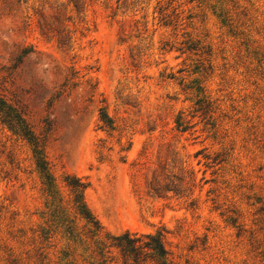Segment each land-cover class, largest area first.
Masks as SVG:
<instances>
[{
  "label": "rangeland",
  "instance_id": "374dc122",
  "mask_svg": "<svg viewBox=\"0 0 264 264\" xmlns=\"http://www.w3.org/2000/svg\"><path fill=\"white\" fill-rule=\"evenodd\" d=\"M0 88L106 233L264 264V0H0ZM31 150L0 125V264H55Z\"/></svg>",
  "mask_w": 264,
  "mask_h": 264
},
{
  "label": "trees",
  "instance_id": "16d2710c",
  "mask_svg": "<svg viewBox=\"0 0 264 264\" xmlns=\"http://www.w3.org/2000/svg\"><path fill=\"white\" fill-rule=\"evenodd\" d=\"M52 18L58 23L57 18ZM45 24L52 25L50 22ZM205 103L201 100L197 102L196 111L201 112V116L207 113L209 105ZM99 122L101 130H114V123L105 108L99 109ZM176 123L179 129L185 125L181 118ZM0 125L32 149L44 201L41 222L36 230L38 262L47 259V250H54L55 264H174L166 246L165 229L153 233L125 231L111 235L104 231L86 204L87 182L74 174L65 173L61 180L64 191L61 190L45 155V139L34 134L22 113L1 94V88ZM186 129L187 126L183 130Z\"/></svg>",
  "mask_w": 264,
  "mask_h": 264
}]
</instances>
